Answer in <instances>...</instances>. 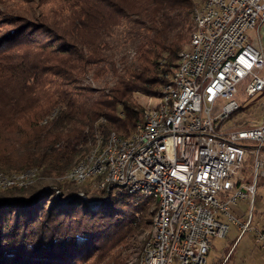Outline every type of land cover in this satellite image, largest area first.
Here are the masks:
<instances>
[{
    "label": "trees",
    "instance_id": "1",
    "mask_svg": "<svg viewBox=\"0 0 264 264\" xmlns=\"http://www.w3.org/2000/svg\"><path fill=\"white\" fill-rule=\"evenodd\" d=\"M35 3L33 20L12 17L14 28L0 38V94H9L0 100V172L62 177L98 139L103 145L110 134L137 132L147 108L136 96L160 94L191 35L195 0ZM129 20L141 38L133 62L123 58L119 66L107 56ZM87 72L94 80L110 73L112 84L99 92L79 85ZM18 92L32 104L21 105L29 102ZM85 183L83 195L100 201L98 210H88L70 185L58 189L71 197L65 205L47 206L52 191L36 196L33 186L1 191L0 264H127L129 245L151 226L157 201Z\"/></svg>",
    "mask_w": 264,
    "mask_h": 264
},
{
    "label": "built area",
    "instance_id": "2",
    "mask_svg": "<svg viewBox=\"0 0 264 264\" xmlns=\"http://www.w3.org/2000/svg\"><path fill=\"white\" fill-rule=\"evenodd\" d=\"M172 77H180V87ZM240 89L246 97L264 92V0H214L200 15L192 50L164 85V94L178 95L169 131L144 134L139 145L120 150L112 183L149 179L163 187L142 264H207L213 239L228 232L224 219L251 232L264 252V226H251L257 191L264 190V104L258 123L233 119ZM163 106L142 112L143 129ZM238 201L251 203L242 223L230 214Z\"/></svg>",
    "mask_w": 264,
    "mask_h": 264
},
{
    "label": "rangeland",
    "instance_id": "3",
    "mask_svg": "<svg viewBox=\"0 0 264 264\" xmlns=\"http://www.w3.org/2000/svg\"><path fill=\"white\" fill-rule=\"evenodd\" d=\"M205 0H195V9H198L201 4ZM35 0H0V38L3 35H6L8 31L14 28V25L9 24L10 19L13 17L15 19L16 17H24L25 19L33 20V17L35 14H33V9H35ZM28 10L30 11L28 13ZM30 14V15H29ZM248 36L250 38L253 37V32L249 31L247 32ZM141 38V32L138 26L134 25L132 20H129L126 22L123 28L119 29L116 33V38L114 42H112V50L108 54V60H112L117 63V65L120 66V62L123 58H127L130 62H133L134 60V52L136 45L139 43ZM112 76L110 73L104 74L99 80L92 79V73L87 72L84 74V76L79 79V85L81 86H89L96 90V92L99 91H105L111 84H112ZM0 94V100L8 98L9 94L3 96ZM17 99H20L24 101L25 99L29 104H25V102L21 105H31L33 99H30L29 96L24 95L23 93L18 92L17 93ZM30 99V100H29ZM151 97L150 96H142L138 95L136 96V101L139 105V107L144 111L146 108H148L151 103ZM235 100L241 105V109L239 112L236 113V115L233 117L235 120H245L250 121L252 123H258L259 122V108L262 104H264V92L257 93L254 96L246 97L243 95L242 90L240 89L237 93ZM14 108V107H12ZM10 108V110L12 109ZM19 108V107H18ZM2 110L9 111L8 107H4ZM14 111H18V109H12ZM50 115V114H49ZM48 115V116H49ZM46 116V119L47 117ZM231 119L228 124L232 123ZM30 170V169H28ZM36 170V169H35ZM27 170L24 171H18V172H10V173H3V175H6L8 177L12 176H19L21 173H24ZM36 173L35 181L27 186L24 187L25 189H30V187L33 189H40L45 186H52L54 188L60 189L61 187L65 185H70L72 187L78 188V193H82V189H85L87 186V183L83 185H74L70 183H62L59 181L60 176H42L39 175V171ZM38 176V177H37ZM11 188H17L22 189L18 187H11ZM7 188V189H11ZM5 189V190H7ZM5 190H0L5 191ZM46 205L48 206L52 201L58 205H65L68 202L71 201H62L59 200L54 195L50 194L49 197L46 198ZM86 205L87 209L90 211L98 210V208L101 206L100 202L96 203L95 205H88L89 203L80 198ZM32 205V204H31ZM28 206V209H30ZM253 207V219L251 226H254L256 222H259L260 226H264V190L259 189L257 191V195L255 198V203L252 205ZM251 203L250 201H238L236 205L231 207L230 214L234 218L240 219V222L246 221V216L242 217L243 214H246L250 211ZM154 215V214H153ZM153 217V216H152ZM225 222L228 225V232L224 238H215L212 241V247L210 248L208 254H207V264H225L227 258L229 257V261L227 264H264V252L260 249L259 245H257L254 241L253 234L251 232H244L242 233L241 230H239L238 226L235 224L230 223L226 219H224ZM152 223V219H151ZM151 233V226L148 228L147 232L142 234L141 236L137 237V239L131 241L129 245V249L127 251L128 254V262L127 264H138L141 250L143 248L144 242L148 239ZM233 243V246L231 248V251L228 253V248Z\"/></svg>",
    "mask_w": 264,
    "mask_h": 264
},
{
    "label": "bare ground",
    "instance_id": "4",
    "mask_svg": "<svg viewBox=\"0 0 264 264\" xmlns=\"http://www.w3.org/2000/svg\"><path fill=\"white\" fill-rule=\"evenodd\" d=\"M214 0H205L198 9L192 13V32L186 46L179 51L176 62H181L184 53L192 50L196 39L199 36L200 15L205 10L212 7ZM176 71H183V64H176ZM167 85V82L164 84ZM164 85L161 88L160 94L157 97H152L150 106L145 110H155V103H160L163 106L160 110V115L156 120L149 121L143 129L140 123L137 126V132L128 139H119L114 134H110L102 145L98 139L96 145L86 154L78 159L72 169L67 171L59 178L61 182L81 185L90 180H96V187L99 190L124 191L130 195H141L155 199L157 201V210L153 216L151 224V233L148 239L144 242L141 250L138 264H142L143 251L149 238L154 232L155 216L160 214L163 205V187H154L153 182L149 179H138L135 182L130 181H114L118 177V169L120 167V150L125 146H137L143 140L144 134L165 133L169 131L171 123L174 120L178 109V95L164 94ZM173 87H180V77H172ZM54 113L50 115V118ZM97 167L94 173L93 169ZM37 170L30 169L21 173L19 176H6L0 173V190H5L11 187L24 188L31 185L36 178ZM38 177V176H37Z\"/></svg>",
    "mask_w": 264,
    "mask_h": 264
},
{
    "label": "water",
    "instance_id": "5",
    "mask_svg": "<svg viewBox=\"0 0 264 264\" xmlns=\"http://www.w3.org/2000/svg\"><path fill=\"white\" fill-rule=\"evenodd\" d=\"M47 190H51L52 191V195H54L55 197H57L59 200L68 201V200L71 199L70 196H62V195H60L58 189L57 188H54L52 186H45V187L40 188V190H39V192L37 193L36 196L42 195ZM76 196L79 197V198H82L83 200H85L86 202H88L89 203L88 205H90V204L91 205H95L96 203H99L100 202V201H97V200H94V199H88L82 193H77ZM33 199H34V197L30 200V202H32Z\"/></svg>",
    "mask_w": 264,
    "mask_h": 264
}]
</instances>
